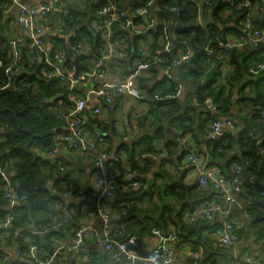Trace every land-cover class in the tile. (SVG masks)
<instances>
[{
  "label": "trees",
  "instance_id": "obj_1",
  "mask_svg": "<svg viewBox=\"0 0 264 264\" xmlns=\"http://www.w3.org/2000/svg\"><path fill=\"white\" fill-rule=\"evenodd\" d=\"M8 1L10 4L12 3L11 0ZM64 1L67 2V5L65 4L63 8H68L72 16L65 35H68L73 27H78L79 38H71L69 44L74 48L78 43L88 41L92 46V50L88 54L76 53L75 55L73 52L72 55L87 68L82 72H87L94 68L91 60L94 57H100L103 48L101 33L92 29L91 24L94 21L102 22L107 18V16L99 14V11L104 7L113 4L119 10L122 0H72V3H69V0ZM205 1H208L210 5H206ZM241 1L236 0L235 3ZM150 3L151 5H149ZM201 5L208 6L213 10L212 24L175 30L179 34L177 40H173L176 49L185 51L187 48L190 57L182 61L174 51L173 56L163 55L173 76L166 82V91L156 94V89L146 88L142 84V89L145 88L148 94L153 93V115L156 122L161 125L154 133L147 130L149 133H147L144 142L146 149L144 148L140 154L150 151L156 155L157 150L155 151L152 143L164 137L165 134H169L174 128L182 132L184 136L187 133H193L197 118L200 119L204 116L205 100L212 98L219 108L218 117L234 120L235 128L241 123L245 124L246 128L238 136L234 135L232 131L227 132L222 139L224 141L216 142L210 153L216 157L218 151L223 156L224 152L233 150L235 145L245 148L240 156L231 157L229 165L237 163L245 167L243 175L245 190L252 191V186L246 185V175H250L253 179L257 178L258 183L264 181V71L258 74L250 73L249 69L252 64L262 61L249 62L245 51L227 50L220 47L221 43L225 44L231 40L228 38V34L235 31L228 26V21L222 20L220 15L221 10L227 4L220 3V0H139L135 2L130 6L133 26L135 30L140 26L148 28V30L145 34H136L137 31H134L135 36L132 38L128 28L124 26V19L117 20L113 26V39L123 42L125 56L117 58L115 62L125 65L126 70L129 66L132 67L134 62V69H137L136 63L142 58V52L145 51L149 54L146 60L151 63L148 71L152 72L156 64V56H159L158 51L162 49L159 39L164 37L167 27L174 30L177 22L183 25L196 23ZM5 7V5H0V24L3 20L2 11ZM141 7L148 8L146 16L134 14L135 9ZM173 8L179 9V13L173 12ZM248 12L249 10L246 8L240 10L237 20L239 29H241L242 19ZM59 13L56 14L55 11L52 15L59 16ZM61 17L62 12L60 19ZM154 18L159 24L156 29L151 26L155 21ZM239 35L240 30H238ZM140 41L148 42L147 49H139ZM51 42L55 45L49 51L51 57L59 48L65 51V36L53 38ZM29 45L26 51L18 53L21 60L17 62L16 55H13L11 42L3 27L0 26V165L3 167V173H6L9 178L14 197L19 201L14 208L8 209L10 202L5 197L7 182L0 173V223L4 222L9 215L14 217L12 227L8 229L6 245H12L15 242L16 233L22 229L24 231L22 237L17 238L21 255L23 254L21 263L39 264L31 257V246L36 245L41 250L42 247L48 249L49 245H45L40 237L26 230L29 229L32 219L39 218L38 214L42 215L41 219L51 216L50 203L55 197L53 195L57 192L52 195L48 183L59 174L58 166L45 161L42 154L53 152L55 139L66 125L61 111L66 112L74 107L71 99L73 95L83 97L84 94L80 92L81 87L71 90L69 82L60 77L49 78L46 74L51 71L50 66L45 59L41 58L42 54L37 53V59L32 60L28 54ZM207 48L213 51L211 57L206 56ZM224 54L226 57L219 59V56ZM60 66L69 75L75 70L73 63L68 61L61 63ZM227 66L231 68L230 72L225 69ZM102 69L105 70V68ZM207 75L210 76L209 80L206 78ZM204 78H206L205 81ZM178 81H190L195 84L196 105L190 102L183 104L179 98L175 97V87ZM240 87L243 88L238 92L239 110L236 115L232 113V108L236 101L235 92ZM139 91L143 92L141 89ZM166 94H168V98L164 99L167 97ZM165 107H169L168 110L164 111ZM199 109L203 112L200 113ZM210 120L213 121L214 117ZM146 121L147 118L145 121L143 119L141 123L145 124ZM123 150L128 152V160L134 172L146 174L150 167L149 162H144L141 166L136 161L135 151L129 150L128 147H123ZM121 151L119 150V154ZM145 156L143 155V157ZM113 164L118 163L113 162ZM222 168L224 169L223 166ZM14 172L15 174H13ZM232 173L233 169H230L227 175L231 177ZM135 181L140 182V188L137 191L130 189L123 192L126 203L118 212H126L121 220V223L126 226L122 238L125 241L130 240L132 230L144 232L161 226L156 222L152 224L151 216H147L148 213L141 210L139 204L142 203L143 194L141 192H143L144 180L136 178ZM130 183L129 181H119V184L123 186ZM120 188L116 192L122 191ZM260 189H264V186ZM78 191H82L84 198H94L98 201V195H94V192L87 193L83 190L73 192ZM121 195L119 192L118 196L123 197ZM261 206L264 209V204ZM251 210L252 206L249 211L251 212ZM186 211L182 213L181 220ZM251 216H253L255 224L261 225L260 232L263 234L261 236L263 239L264 212ZM188 224L191 227L198 223L188 222ZM27 238H30V241H26ZM0 253L3 252L0 251ZM37 255L40 259L39 253Z\"/></svg>",
  "mask_w": 264,
  "mask_h": 264
},
{
  "label": "crops",
  "instance_id": "obj_2",
  "mask_svg": "<svg viewBox=\"0 0 264 264\" xmlns=\"http://www.w3.org/2000/svg\"><path fill=\"white\" fill-rule=\"evenodd\" d=\"M20 1L30 8H35L51 0ZM128 1L131 2L130 0ZM235 1L220 0V3L227 4L220 12L222 20L228 21V26L235 30L228 34V38L231 40H237L239 37L238 30L240 29L237 25V20L240 10L243 9V0L239 3H235ZM251 2L252 23L254 27L264 33V0H251ZM69 3H72V0H69ZM65 4L67 5V2L60 0L56 14L61 13ZM78 4L80 5V3ZM0 5L6 6L2 11L3 20L0 26L3 27L11 42L13 55L15 56L17 53L26 51L32 33L18 23V5L10 4L8 0H0ZM60 13L59 16L52 15L47 21L40 19L39 24L52 23L54 27H57ZM212 13L213 10L207 6L202 14L200 7L197 22L203 20L206 24L205 26H209L212 24ZM129 14L131 15L130 8ZM173 22L175 21L173 20ZM158 25V21L155 19L151 26L156 29ZM176 25L174 30L167 27L164 37L159 39L162 49L158 51L159 56H156L157 60L152 72H138L136 68L134 69V62L132 67L129 66L126 70L125 65L115 62L117 58H113L107 61L104 66L107 72L105 80L93 79L87 87L80 88V92L84 94L83 97L87 101V109L84 114L87 122L85 133L88 138H94L97 133H101L106 140L109 151L119 154V150H122L119 154L122 158L120 163L116 165L112 164L108 168L107 175L110 178H115L118 183L119 181L131 182L136 178L144 180L142 184L143 192H141L143 194L142 203L139 206L142 208L141 210L148 213L147 216H151L152 224L156 222L161 226L159 228L153 227L151 230L144 232L132 230L130 239L134 240L133 245L140 239L143 244V250L149 255L153 253L155 247L161 245L170 246L172 254L169 264H230L234 258L255 254L257 251L263 234L260 232L261 225L255 224L253 222L254 218L251 215L264 212L261 206V204H264V198L258 194V190L264 186V181L258 183L256 181L257 178L253 179L250 175H246V185L252 186V191L247 190L245 195L241 196L231 206L225 205L223 212L217 214L213 221L200 220L197 222L198 224L195 223L196 225L190 227L185 218L186 210L201 209L219 202L220 198L218 193L213 189H203L199 186L196 171L186 163L188 150L180 148L178 139L182 137L187 138L189 151L201 155L210 164L222 165L226 174L233 168L232 164L229 165L231 154L235 153L236 147H239V145H235L230 152H224L223 156L218 151L216 157L213 155L214 158L210 152L214 149L212 146H215L216 142H208L207 139L210 120L202 117L200 119L197 118L193 133H187L184 136L182 132L174 128L169 134H165L164 137L152 143L155 151L157 150L156 155L150 151L140 154L144 148L146 149L144 142L147 133H149L147 130H151L154 133L161 125L156 122L153 115V93L148 94L145 88L142 89V84L146 88L156 89V94L162 91L165 92L166 82L173 76L170 67H167V62L163 55L173 56L174 51L182 61L190 57V52H188L187 48L185 51L183 49L178 50L173 43V40H177L179 37V34L175 30L186 28L182 23V27L177 28ZM145 29L148 30V28L140 26L135 30L133 26L128 31L131 33V37L134 38V31H137L136 34H143L142 31ZM68 35H65V38ZM56 37L61 36L56 32H48L45 35V40L50 45L52 43L51 40ZM149 40L148 42H150ZM148 42L140 41L139 49H147ZM241 51H245L249 62H264V42L255 47L242 48ZM225 69L228 72L231 70L229 66ZM208 75L206 77L207 80L210 77ZM128 78L134 79L137 88L143 90V92H140V97L135 98L125 93L118 99H115L113 104H107L102 97L96 94L95 90L97 86L103 83L109 85L121 84ZM206 78L203 80L205 81ZM177 83L175 97L179 98L183 104L190 102L196 105L194 99L195 84L190 81H178ZM242 88H238L235 92L236 101L232 108V113L236 115L239 110L237 105L238 92ZM166 96L164 99L168 98V94ZM168 108L165 107L164 111L168 110ZM97 109L100 110L98 114L94 112ZM199 112L202 113L203 111L199 109ZM146 118L145 124L141 123ZM245 128L246 125L241 123L237 128L232 130V133L238 136ZM224 137L225 135L222 139ZM123 147H128L129 150L135 151L136 161L141 166L144 162H149L150 167L146 174L134 172L128 160V152L123 150ZM99 150L94 152L75 150L70 144L63 143L59 146L56 153L53 150L52 153L42 154V158L45 161L58 166L59 174L48 183L51 194L53 195V193L57 192V194L53 195L55 197L50 203L51 216L41 219L42 215L38 214L39 218L37 220L32 219L29 229L26 230L40 237L45 245H49L48 249L42 247L39 250L38 253L41 261L51 259V264H127L125 261H114L111 255L104 248L100 247L95 237L87 238L80 248H77L74 242L75 232L81 227H89L98 233L102 232V219L100 217L88 216L90 211L97 209L98 201L96 199L83 198L78 201H71L64 197L66 191L73 192L77 190H83L87 193L94 192V195L100 194L97 186L99 173L94 163ZM243 150L245 148L239 147V152L236 155L240 156ZM166 152L167 156H165ZM143 155L146 156L143 157ZM161 157H164V159L161 160ZM257 169L259 170V166ZM122 188H120L122 191L116 192L112 198L107 199L103 203L106 211L114 214L125 206L126 200L124 199L123 192L125 193L134 188ZM134 190L137 191V189ZM119 192L120 195L123 194L121 195L123 197L118 196ZM247 202L252 204L251 212L245 208ZM184 211L186 212L181 220L180 217ZM247 212L251 213L249 217H246ZM226 223H232L240 236V243L233 250L224 249L214 237L215 229L223 227ZM7 230L3 226V222H1L0 251L3 253H0V264H22L23 254L21 255L17 238L22 237L24 231L20 229L14 238L15 242L12 245H6ZM155 231H160L162 236L156 234ZM26 241H30V238H27ZM130 250L144 257L137 251ZM17 251L20 252L21 256L17 255Z\"/></svg>",
  "mask_w": 264,
  "mask_h": 264
},
{
  "label": "built area",
  "instance_id": "obj_3",
  "mask_svg": "<svg viewBox=\"0 0 264 264\" xmlns=\"http://www.w3.org/2000/svg\"><path fill=\"white\" fill-rule=\"evenodd\" d=\"M13 4L18 5V23L25 29H28L32 33V37L29 45V56L32 60L37 59V53L42 54L41 58L45 59L46 63L50 66L51 71L46 75L49 78L54 76L60 77L62 80L69 82L70 89L75 87H87L93 79L105 80L107 72L103 70L105 62L113 58H123L125 56V46L119 39H113V26L117 20L124 19L125 28L133 27L132 18H128L126 13L116 6L110 4L99 11L101 16H107L102 22L94 21L91 24V28L101 33L103 41V48L101 50L100 57H94L91 62L94 65L92 70L87 72H81L77 77L74 76V72L70 75L66 74L61 63L66 61V49H57L53 57L50 56L49 51L52 50L55 45L48 43L45 40V35L48 32H56L61 37L65 36V31L69 26L72 19L71 13L68 8H62V17L57 23V27L50 24H39V20H49V17L57 10L60 0H51L48 3H44L38 7L30 8L23 4L20 0H11ZM206 5H210L208 1H205ZM150 5V4H149ZM243 8L249 10L245 17L241 21L240 35L237 40H229L227 43L220 44V47L227 50L242 48H251L258 46V44L264 42V33L254 27L252 23V2L251 0H244L242 2ZM173 12L179 13V9L173 8ZM135 15L146 16L148 14V8H136ZM147 30H143L145 34ZM71 33V32H70ZM71 38L78 39L77 31ZM92 46L88 41H82L78 43L73 51L76 53H90ZM213 51L210 48L206 49V56L211 57ZM40 56V55H39ZM149 57L147 52H142V58L136 63L137 71H148L151 67V63L146 58ZM226 55H220L219 59L225 58ZM73 59H75L73 57ZM21 57L16 54V61L19 62ZM71 63H73L71 61ZM10 71V70H9ZM250 73L258 74L264 71V62L253 63L249 69ZM96 94L102 97L107 104H113L115 99L121 97L125 93L130 94L132 97H140V91L137 88L134 79H126L124 83L109 85L103 83L96 88ZM74 107L69 111H61V116L66 122L65 127L61 133L55 139L54 153L57 152L59 146L63 143H68L75 150H83L87 152H94L100 149L95 159V168L99 172L97 178V186L100 194L98 195L97 209L88 213L89 217H100L103 221L102 232L98 233L89 227H81L75 232L74 242L77 248H80L84 241L89 237H95L98 240L100 247L109 253L112 259L116 262L125 261L127 264H169L171 260L172 249L168 245H161L155 247L152 253V257L144 258L131 251L129 246L134 243L133 239L128 241L123 240L125 225L121 223L122 216L126 215V212L111 213L105 210L103 203L114 196L115 192L120 188L124 189L140 188V182L131 181L129 185L123 186L118 183L115 178H110L107 175L108 168L114 163L121 161V156L117 153L109 151L107 148L106 140L101 133H97L96 137L88 138L85 133L86 120L84 114L87 109V101L83 97H77L73 95L71 97ZM195 102H197L195 100ZM204 116L206 120L214 117V120H210L207 139L211 142H218L229 131L235 129V121L232 119H223L218 117L219 108L212 98H207L204 102ZM96 114L100 112L99 109L94 111ZM252 136V135H251ZM178 145L183 150H188L186 155V163L191 166L198 175V184L203 189H213L218 193L220 201L213 203L212 205L197 209L194 211H187L185 218L189 223H197L200 220L213 221L217 214H220L224 210V206H231L236 203L238 199L246 192L244 185V171L245 167L241 164L233 163L232 176L229 177L222 166L219 164L208 163L201 155L193 153L188 149V139L179 138ZM263 153V151H261ZM247 164V163H246ZM0 173L3 179L7 182V191L5 197L10 202V208H14L19 201L14 197L11 190L9 178L6 173H3V167L0 165ZM260 197L264 198V189L258 190ZM65 199L71 201H78L84 198L82 191L67 192L64 195ZM252 204L247 202L245 208L247 211L251 209ZM249 213H246V217H249ZM14 217L12 215L7 216L3 222V226L6 229L12 227ZM67 222V221H65ZM8 231V230H7ZM156 234L161 235L160 231H155ZM162 236V235H161ZM214 237L216 241L224 249L233 250L240 243V237L235 230V226L232 223H226L223 227L217 228L214 231ZM173 239V237L171 236ZM32 258L39 264H51V259L41 261L38 257L39 247L36 245L30 248ZM17 255L20 252L17 251ZM198 257V255H197ZM264 259V238L260 240L259 246L255 254L245 255L244 257L234 258L230 264H263Z\"/></svg>",
  "mask_w": 264,
  "mask_h": 264
},
{
  "label": "water",
  "instance_id": "obj_4",
  "mask_svg": "<svg viewBox=\"0 0 264 264\" xmlns=\"http://www.w3.org/2000/svg\"><path fill=\"white\" fill-rule=\"evenodd\" d=\"M137 1H139V0H135L133 2H129L128 0H122L120 2L119 7H120L121 10H123L126 13L128 18H132V16L129 14L130 6L132 4H134L135 2H137ZM204 9H205L204 5H201V13L202 14H203ZM205 25H206L205 22L203 20L202 21L200 20V21H198L196 23L184 25V27L193 28V27L205 26ZM176 27L179 28V27H182V25L180 23H177ZM128 30H131V28H128ZM76 31H78V27H75L71 31V33L65 38L66 41H67V45H66V61H68V62L72 61L73 62V65L75 66V73H74L75 77H77L81 73L82 70H87L86 67L81 65L77 59H73V56H72L74 51H73V47H71V45L69 44V40L71 39V37L73 36V34ZM106 63L107 62H105V64ZM86 124H87V122H86ZM237 152H239V147H236V151H235V153L231 154V157L236 156ZM167 155L168 154L166 152L165 156H167ZM163 159H164V157H161V160H163ZM129 248L132 249V250L137 251L139 254L143 255L144 257H152V254L149 255L147 252H145L143 250V244H142L140 239L137 240V243L135 245H133V244L130 245Z\"/></svg>",
  "mask_w": 264,
  "mask_h": 264
}]
</instances>
